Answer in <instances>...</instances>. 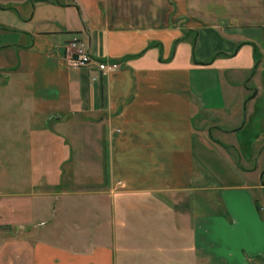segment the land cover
<instances>
[{
  "label": "crops",
  "instance_id": "obj_1",
  "mask_svg": "<svg viewBox=\"0 0 264 264\" xmlns=\"http://www.w3.org/2000/svg\"><path fill=\"white\" fill-rule=\"evenodd\" d=\"M0 74V264H264V0H0Z\"/></svg>",
  "mask_w": 264,
  "mask_h": 264
},
{
  "label": "rangeland",
  "instance_id": "obj_2",
  "mask_svg": "<svg viewBox=\"0 0 264 264\" xmlns=\"http://www.w3.org/2000/svg\"><path fill=\"white\" fill-rule=\"evenodd\" d=\"M0 76H1V74H0ZM2 104H1V101H0V112L2 111ZM1 122H2V119L0 118V126L2 125L1 124ZM2 132H4V131H0V134L2 133ZM15 141H14V139L12 140V143L10 144V145H8V146H0V150H7V151H9L10 153L12 152L13 154H14V156L15 155H18L19 154V152L23 149L22 148V146L21 145H19V143L18 144H16V143H14ZM1 143V142H0ZM93 147H91V149H92ZM91 149H89V150H91ZM12 153H11V155H12ZM0 155H1V151H0ZM13 155H12V159L13 158H17V157H19V156H15L14 157ZM234 160H235V165L238 167V168H242L241 166H243L242 165V163L239 161L238 162V160H237V156H234ZM16 163L17 164V167L20 169V170H22L24 167V165H23V163H21L20 162V164L18 165V163H17V161H14V162H12V163H4V162H2L1 163V160H0V202H2V203H6L7 205H14V204H16V203H25V202H28L29 201V198L30 197H32L31 195L30 196H26V195H23V196H15L14 195V192H13V187H8V186H6L5 188H4V183H2V181H3V178H5L4 176H3V173L5 172V171H9V169L8 170H6L5 169V165L6 166H14V164ZM15 164V165H16ZM248 168V167H247ZM243 169V168H242ZM17 171V170H16ZM7 173V172H6ZM5 182H6V184L7 185H9L8 183L9 182H12L11 184H13L14 183V181L13 180H11L10 178L9 179H6L5 180ZM263 182L261 181V180H258V184L259 185H261ZM62 182H60L58 185H56V193L58 192L59 194H60V196H63V191H62ZM7 193V194H6ZM11 193V194H10ZM62 193V194H61ZM260 211H262V215H264V211L262 210V208H260ZM2 212H0V214H1ZM7 214L8 215H3V218H6V219H3L2 221H0V222H3V223H7L6 225H3V224H1V226H0V235L2 234H6V236H7V239L9 240V238H11L12 237V235L11 234H13L12 232H11V227L9 226L10 224H9V222H11V221H13L11 218H10V216H9V211H7ZM2 219V217L0 218V220ZM11 232V233H10ZM2 239V238H1Z\"/></svg>",
  "mask_w": 264,
  "mask_h": 264
},
{
  "label": "built area",
  "instance_id": "obj_3",
  "mask_svg": "<svg viewBox=\"0 0 264 264\" xmlns=\"http://www.w3.org/2000/svg\"><path fill=\"white\" fill-rule=\"evenodd\" d=\"M65 61L74 68H90L96 66L101 72L117 69V64L108 65L105 62H98L90 54L88 47L79 39H72L65 50Z\"/></svg>",
  "mask_w": 264,
  "mask_h": 264
},
{
  "label": "trees",
  "instance_id": "obj_4",
  "mask_svg": "<svg viewBox=\"0 0 264 264\" xmlns=\"http://www.w3.org/2000/svg\"><path fill=\"white\" fill-rule=\"evenodd\" d=\"M259 58H260V56H259V54H258V52H256V61L258 62L259 61ZM240 161V157L238 156V162Z\"/></svg>",
  "mask_w": 264,
  "mask_h": 264
}]
</instances>
